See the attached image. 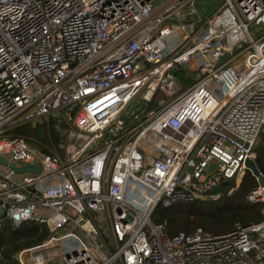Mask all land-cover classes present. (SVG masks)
<instances>
[{"label":"built area","instance_id":"built-area-1","mask_svg":"<svg viewBox=\"0 0 264 264\" xmlns=\"http://www.w3.org/2000/svg\"><path fill=\"white\" fill-rule=\"evenodd\" d=\"M51 118L62 151L16 133ZM263 132L264 0H0V157L40 167L0 163V228L50 232L17 264H264V210L223 234L154 222L238 190Z\"/></svg>","mask_w":264,"mask_h":264},{"label":"trees","instance_id":"trees-1","mask_svg":"<svg viewBox=\"0 0 264 264\" xmlns=\"http://www.w3.org/2000/svg\"><path fill=\"white\" fill-rule=\"evenodd\" d=\"M176 78L183 80L184 73L178 71ZM16 133L37 145L44 153L59 148L64 136L54 118L37 126H23ZM260 138L255 147V161L260 173L264 175V132ZM256 185V177L247 171L242 184L232 194L222 193L217 200L197 199L173 208L159 207L154 213V222L165 223L170 236L181 232L190 233L198 228L213 234H223L231 231L237 222H261L264 203H251L247 200V195ZM49 234L43 224L26 222L14 228L9 221L3 222L0 228V264H17L15 256L19 251L42 243Z\"/></svg>","mask_w":264,"mask_h":264},{"label":"rangeland","instance_id":"rangeland-1","mask_svg":"<svg viewBox=\"0 0 264 264\" xmlns=\"http://www.w3.org/2000/svg\"><path fill=\"white\" fill-rule=\"evenodd\" d=\"M222 0H201L200 2H199V9H200V11H202V12H209V11H211L212 9H214V8H216L219 4H220V2H221ZM163 96L162 95H160V94H158L157 96H156V98H155V101H154V103H153V105L154 104H156L161 98H162ZM139 104H141V100H137L136 102H135V105H139ZM55 119V118H54ZM55 123H56V125L58 126V127H61V124H59V121L57 120V119H55ZM62 128H63V131H64V126L62 125ZM60 131H61V129H60ZM261 140V138H259V140H258V143H257V145L259 144V141ZM65 142H67V139H66V136H63V139H62V143L59 145V148H53V150H51L52 152L53 151H62V150H60L61 149V145H63L64 146V144H65ZM256 145V146H257ZM30 146L32 147V148H34V149H38V146L37 145H34V144H31L30 143ZM63 149V148H62ZM228 191H229V189L227 190H225L224 191V193H227V194H229L228 193ZM223 193V194H224ZM264 210V209H263Z\"/></svg>","mask_w":264,"mask_h":264},{"label":"water","instance_id":"water-1","mask_svg":"<svg viewBox=\"0 0 264 264\" xmlns=\"http://www.w3.org/2000/svg\"><path fill=\"white\" fill-rule=\"evenodd\" d=\"M0 163H4L5 165H9L12 169H14L16 172H24V171H32V172H37L40 171V167L38 166H31L27 165L24 167H16L14 164H9L8 161L4 160L3 158L0 157ZM247 166L249 170L253 173L254 176H260V171L257 167V164L254 160H249L247 162ZM260 183L261 185H264V178H260ZM1 214H3V211H0Z\"/></svg>","mask_w":264,"mask_h":264},{"label":"crops","instance_id":"crops-1","mask_svg":"<svg viewBox=\"0 0 264 264\" xmlns=\"http://www.w3.org/2000/svg\"><path fill=\"white\" fill-rule=\"evenodd\" d=\"M201 0H199V2H200Z\"/></svg>","mask_w":264,"mask_h":264}]
</instances>
